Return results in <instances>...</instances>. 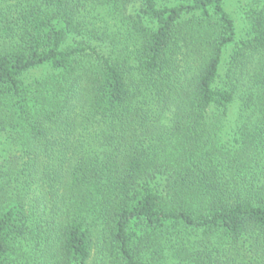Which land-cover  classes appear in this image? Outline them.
Here are the masks:
<instances>
[{"label":"trees","instance_id":"trees-1","mask_svg":"<svg viewBox=\"0 0 264 264\" xmlns=\"http://www.w3.org/2000/svg\"><path fill=\"white\" fill-rule=\"evenodd\" d=\"M0 0V264H264V0Z\"/></svg>","mask_w":264,"mask_h":264},{"label":"rangeland","instance_id":"rangeland-1","mask_svg":"<svg viewBox=\"0 0 264 264\" xmlns=\"http://www.w3.org/2000/svg\"><path fill=\"white\" fill-rule=\"evenodd\" d=\"M262 0H227L226 7L234 17L240 35L248 28L247 14L251 8L262 7Z\"/></svg>","mask_w":264,"mask_h":264}]
</instances>
